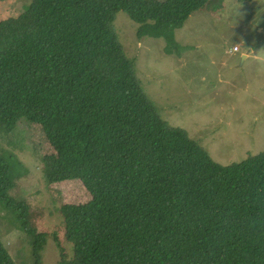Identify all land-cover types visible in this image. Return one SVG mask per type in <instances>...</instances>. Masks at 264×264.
I'll use <instances>...</instances> for the list:
<instances>
[{"label": "trees", "instance_id": "16d2710c", "mask_svg": "<svg viewBox=\"0 0 264 264\" xmlns=\"http://www.w3.org/2000/svg\"><path fill=\"white\" fill-rule=\"evenodd\" d=\"M216 0H30L0 19V138L38 124L54 149L48 183L76 179L85 203L65 204L58 264H264V150L227 165L164 120L118 40L123 11L137 36L163 37ZM179 53V52H178ZM0 145V202L41 264L47 234L28 224ZM0 264H16L0 237Z\"/></svg>", "mask_w": 264, "mask_h": 264}, {"label": "rangeland", "instance_id": "374dc122", "mask_svg": "<svg viewBox=\"0 0 264 264\" xmlns=\"http://www.w3.org/2000/svg\"><path fill=\"white\" fill-rule=\"evenodd\" d=\"M216 1L217 10L197 12L174 31L180 48L171 53L163 37L139 38V25L127 13L117 12L113 24L161 117L227 165L264 150V0ZM29 2L0 0V19L18 16ZM236 45L239 50L232 51ZM0 145L20 172L10 195L26 200L28 224L47 234L41 264H58L55 237L73 255L59 209L85 203L90 196L76 179L47 182L55 154L38 124L19 121L12 134L0 138ZM0 237L16 264L29 263L27 237L2 202Z\"/></svg>", "mask_w": 264, "mask_h": 264}, {"label": "built area", "instance_id": "2783aa9c", "mask_svg": "<svg viewBox=\"0 0 264 264\" xmlns=\"http://www.w3.org/2000/svg\"><path fill=\"white\" fill-rule=\"evenodd\" d=\"M238 50H239V48L237 45L232 48V51H238Z\"/></svg>", "mask_w": 264, "mask_h": 264}]
</instances>
